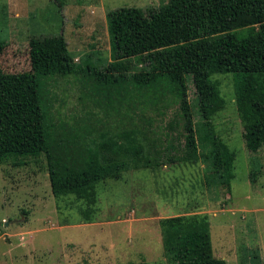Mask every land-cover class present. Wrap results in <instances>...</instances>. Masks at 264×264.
<instances>
[{
  "label": "rangeland",
  "instance_id": "rangeland-1",
  "mask_svg": "<svg viewBox=\"0 0 264 264\" xmlns=\"http://www.w3.org/2000/svg\"><path fill=\"white\" fill-rule=\"evenodd\" d=\"M168 1L0 0V68L6 74L31 72L29 41L62 35L75 68L68 76L43 79L57 137L76 131L80 143L88 144L102 127L115 130L130 123L125 106L132 107L129 116L144 106L152 127L164 131L179 111L176 104L164 106L170 93L149 107L130 83L126 105L119 106L99 89L96 76L105 74L111 62L107 14L120 8L158 9ZM131 61L135 71L143 67ZM211 81L224 101L211 124L235 154L228 186L212 183L203 161L174 163L102 181L95 203L88 205L73 196H53L45 157L26 159L22 166L5 162L0 164V264H173L164 254L159 222L192 215L207 218L215 258L264 264V145L256 152L246 146L232 75L215 74ZM131 95L136 100L130 101ZM187 96L199 121L190 83ZM135 122H140L137 116Z\"/></svg>",
  "mask_w": 264,
  "mask_h": 264
},
{
  "label": "trees",
  "instance_id": "trees-1",
  "mask_svg": "<svg viewBox=\"0 0 264 264\" xmlns=\"http://www.w3.org/2000/svg\"><path fill=\"white\" fill-rule=\"evenodd\" d=\"M106 20L111 62L105 74L96 76L99 89L119 106L126 105L130 83L149 107H157L168 92L164 106L176 104L177 116L159 132L145 118L144 106L133 110L134 116L127 112L131 106H125L130 123L115 130L102 127L88 144L80 143L76 131L57 137L43 79L72 74L74 59L62 35L31 39V72L6 74L0 68V164L22 166L26 159L45 157L53 196H73L88 205L95 203L102 181L174 163L203 161L211 169L212 183L228 186L235 154L211 124L224 106L211 77L232 75L243 137L256 152L264 145V0H169L148 11L120 8ZM131 60L143 67L135 71ZM189 83L196 94V122ZM159 227L164 254L173 264H226L213 255L205 216L170 217Z\"/></svg>",
  "mask_w": 264,
  "mask_h": 264
}]
</instances>
